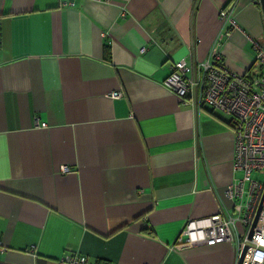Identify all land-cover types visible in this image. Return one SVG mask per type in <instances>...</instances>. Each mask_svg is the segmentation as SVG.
Segmentation results:
<instances>
[{
	"label": "crops",
	"instance_id": "crops-1",
	"mask_svg": "<svg viewBox=\"0 0 264 264\" xmlns=\"http://www.w3.org/2000/svg\"><path fill=\"white\" fill-rule=\"evenodd\" d=\"M255 44L258 0H0V264H235L241 221L231 243L172 250L247 194H225L230 119L164 79L215 57L253 79Z\"/></svg>",
	"mask_w": 264,
	"mask_h": 264
},
{
	"label": "built area",
	"instance_id": "built-area-1",
	"mask_svg": "<svg viewBox=\"0 0 264 264\" xmlns=\"http://www.w3.org/2000/svg\"><path fill=\"white\" fill-rule=\"evenodd\" d=\"M220 16L224 23L236 25L232 18V8L221 10ZM255 48V65L262 67L264 49L257 44ZM164 85L183 102L190 101L197 107L206 104L230 119L235 140L233 165L241 175L233 188L226 189L225 194L236 198L247 194L244 209L235 206L236 211H242L243 216L215 214L189 219L178 234L172 250L174 247L190 249L231 243L235 223L241 221L250 229L262 201L263 206L257 215L251 240L248 241L246 237L240 244L236 259L247 245L242 264H264V181L252 179L254 172H264V74L248 79L227 70L218 57L199 63L197 68H193L185 59H180L171 66ZM112 96L120 97L121 94L115 92ZM67 171L69 169L63 166L62 172ZM246 184L248 189L245 191ZM58 264L99 263L91 262L83 255L67 254Z\"/></svg>",
	"mask_w": 264,
	"mask_h": 264
},
{
	"label": "water",
	"instance_id": "water-1",
	"mask_svg": "<svg viewBox=\"0 0 264 264\" xmlns=\"http://www.w3.org/2000/svg\"><path fill=\"white\" fill-rule=\"evenodd\" d=\"M259 2V5H260V9H261V12H262V17H263V21H264V0H258ZM262 201L261 203L259 204V207H258V210H257V215L260 213L261 209H262ZM257 215L255 217V220L253 222V225L251 226V228L248 230V233H247V240L250 241L251 240V237H252V233H253V230H254V226H255V222H256V219H257ZM247 245H245L242 249H241V252H240V255L239 257L236 259L235 261V264H242V261H243V258L245 256V253H246V250H247Z\"/></svg>",
	"mask_w": 264,
	"mask_h": 264
},
{
	"label": "rangeland",
	"instance_id": "rangeland-1",
	"mask_svg": "<svg viewBox=\"0 0 264 264\" xmlns=\"http://www.w3.org/2000/svg\"><path fill=\"white\" fill-rule=\"evenodd\" d=\"M256 73L257 74H264V65L262 67H260V69L257 70ZM239 176H240V173L237 174V177H239ZM252 179L257 180V181H264V172H262V173L254 172L252 174Z\"/></svg>",
	"mask_w": 264,
	"mask_h": 264
},
{
	"label": "trees",
	"instance_id": "trees-1",
	"mask_svg": "<svg viewBox=\"0 0 264 264\" xmlns=\"http://www.w3.org/2000/svg\"><path fill=\"white\" fill-rule=\"evenodd\" d=\"M108 53V49H106V54ZM95 263H98V262H95Z\"/></svg>",
	"mask_w": 264,
	"mask_h": 264
}]
</instances>
